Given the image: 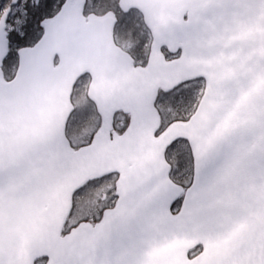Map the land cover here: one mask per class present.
I'll use <instances>...</instances> for the list:
<instances>
[{"label": "snow or ice", "instance_id": "obj_1", "mask_svg": "<svg viewBox=\"0 0 264 264\" xmlns=\"http://www.w3.org/2000/svg\"><path fill=\"white\" fill-rule=\"evenodd\" d=\"M0 264H264V0H0Z\"/></svg>", "mask_w": 264, "mask_h": 264}]
</instances>
